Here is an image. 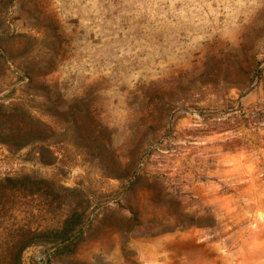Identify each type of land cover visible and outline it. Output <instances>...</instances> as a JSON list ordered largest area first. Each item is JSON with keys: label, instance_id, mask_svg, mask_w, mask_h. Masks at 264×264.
I'll return each mask as SVG.
<instances>
[{"label": "rangeland", "instance_id": "1", "mask_svg": "<svg viewBox=\"0 0 264 264\" xmlns=\"http://www.w3.org/2000/svg\"><path fill=\"white\" fill-rule=\"evenodd\" d=\"M0 264H264V0H0Z\"/></svg>", "mask_w": 264, "mask_h": 264}]
</instances>
